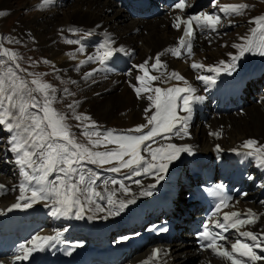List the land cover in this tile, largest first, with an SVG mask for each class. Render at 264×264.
Returning <instances> with one entry per match:
<instances>
[{
  "label": "bare ground",
  "instance_id": "bare-ground-1",
  "mask_svg": "<svg viewBox=\"0 0 264 264\" xmlns=\"http://www.w3.org/2000/svg\"><path fill=\"white\" fill-rule=\"evenodd\" d=\"M24 1L26 7L35 2L37 5L35 10L41 15L34 21V28L21 15L22 17L16 21V25L12 26V34L8 36V39L13 38L19 42L30 43L34 49L40 51L41 55L47 56L48 60L51 61L48 62L51 69L58 65L62 67L60 70L63 75L64 72H67L64 78L73 77L77 81L76 84L85 93V97L66 103L68 111H73L68 105L79 102L75 111L85 109L84 112L93 117L97 124H103L105 127L116 126L124 133L123 135L138 134L129 130L135 129L138 125L146 124L148 115L155 114V109L151 107V102L146 98L147 95L153 93H142L140 97H137L132 87V85L139 86L136 77L142 74L137 66L147 61L150 75H160V72L151 69V64L157 54L177 47L175 37L180 30L173 27V22L178 14L175 12L165 18L166 15L163 12H150V14L146 12L147 16L136 19L141 15L131 12L135 17L130 18L128 13L117 5L118 2L125 4V1L128 0H118L117 2L115 0H51L47 5L43 4V0ZM258 1L204 0L199 10L203 7L207 10L208 7L216 8L226 4L239 3H246L250 7H254L256 3H261ZM11 3L10 0H0V12L4 13L0 16L1 30L4 28L5 20L7 21L10 16L15 15L13 14L15 9ZM193 8L194 3H191L190 9L193 10ZM249 9L245 11V14L248 12L245 17L224 13L226 18H221L222 22L229 19L234 22H246L245 26L239 25L232 35L226 33L228 27L231 30V25L227 27L225 24H221L216 31L203 30L205 34L203 31L198 33L194 43L199 47L193 50V56H189L182 50L180 57L173 56L171 53H166L161 57L166 65V70L161 69L162 72H166V74L178 72L196 89L195 95L203 96L204 99L194 102L191 119L188 122V135L181 138L166 134L170 136V139L165 140L163 136H160L152 141H146V143L150 144L153 149L168 143L178 146L191 145L192 154H205L203 164L212 163L213 168H219V175L226 177L236 185H244L245 191L234 200L232 208L243 211L254 209L257 213L258 221L252 228L261 234H257L260 237L261 247L256 249H260L262 257H264V166L250 164L251 159H255L254 157L249 159L246 165L242 161L229 168L223 165L225 151L243 150L244 148L241 146L248 139L258 141V146L264 145V75L257 79L256 84L247 85L237 92H230L227 89L218 90L214 85L215 83L208 85L196 78L198 75L223 78V71L211 73L207 71V68L201 70L191 67L193 62H200L206 66H216L220 61L231 62L232 56L239 52L232 45L246 43L250 28L255 25L253 23L254 18L264 15V10L258 15H250ZM209 13L220 15L214 10ZM191 15L194 16V13ZM71 29L77 31L74 32ZM85 33H91V35L86 36ZM108 37L115 41L114 47H123L126 52L116 53L107 62V70L96 71L91 77L85 78L87 72L100 69L101 65L92 61L81 64V61H87L88 56H96L97 48ZM67 40H80L85 51L83 53L78 52L77 49L80 45L68 44ZM43 62L45 61L43 60ZM244 64L245 61L242 58L236 62L234 70L242 68ZM223 81L225 84L227 83L226 79ZM256 85L262 89L261 92L257 90L256 92L259 91L260 93L255 95L256 98L254 100L248 99V104H245L247 102H243L244 94L250 95L249 89L252 88L254 91L253 88ZM150 86L166 88L184 87L185 85L183 81L162 77L160 80L151 82ZM148 109L151 110L147 111ZM201 111H205L208 116L206 123H201V120L204 122ZM69 112L64 113L68 118L71 117ZM178 113L179 115H187L179 109ZM144 131L147 132L148 129L146 128ZM213 133H219V135H213ZM0 134L7 139V133ZM9 139H7V144ZM217 146H219V150ZM3 148L4 150L0 149L2 169L0 170V185L11 184L17 195L16 197L0 196V209L6 208L5 211H2L6 212L9 211L8 207L18 202L20 195L18 187L22 178L18 176L20 168H16L17 154L10 151L8 146H3ZM142 151L145 158L150 159L148 152L143 147ZM192 154L181 153L178 159L169 164L165 179L159 182L151 173L137 176L132 172L125 174L110 172L99 176L97 190L107 196V192H104V188L107 187L109 191L115 192L114 199L129 200L134 198L135 203L128 204L119 215L108 216L106 210L105 212H90L89 217L93 218L84 219L89 241L93 242L98 237L101 239L90 247L94 251L88 255L89 264H144L145 261H149V264H229L228 261L225 262L219 256L203 260L206 254L198 253L194 243L189 238L190 229L194 227L195 222L200 220L196 208L192 202H187L186 193H184L189 177L187 176V169L192 166L189 161ZM8 156H11L10 159H6ZM115 166L119 165L116 164ZM254 166L260 167L253 170ZM233 168L237 172L229 174ZM113 179L123 181L129 190L128 193L120 188L119 183L112 184L111 180ZM137 180L140 181L139 184L136 183ZM105 181L109 182L106 186ZM166 182H170L169 189H172L173 192L163 203V206H158L156 202L159 201V198L156 195L158 193L165 194L167 191ZM149 185H155L151 189L153 194L141 196L140 192L148 189ZM248 185H251V188H248ZM147 199H151V204L145 203ZM49 203L42 201L34 204L31 208L16 210L21 212V220L35 224L40 231L43 229V231L47 230L52 234L53 232L50 230L51 221L59 222L60 226L69 227L70 220L75 217H53L48 206ZM98 203L105 209L108 208L106 200L98 201ZM182 210H186L190 214V220L184 217H174L176 212ZM157 216L161 220L171 219L173 229L178 231V235L169 241L170 247L168 249H163V258L161 256L160 259L154 260L151 259L150 247L156 244L148 239V235L151 232L154 217ZM79 221L82 219L75 218V222ZM10 223L16 224L17 222L11 221ZM189 225L190 228L188 229ZM124 231L129 235H138V243L145 240H149V242L142 249H138L132 241L133 237L124 240L118 238V235ZM237 233H234V238L230 243L238 239ZM13 238L19 240L25 238V235L21 233L14 236L10 235L9 243H12ZM110 241H114L113 245L117 247V250L110 256L98 255L97 251L105 247ZM9 258H11L10 255ZM256 264H264V260L257 261Z\"/></svg>",
  "mask_w": 264,
  "mask_h": 264
},
{
  "label": "snow or ice",
  "instance_id": "snow-or-ice-1",
  "mask_svg": "<svg viewBox=\"0 0 264 264\" xmlns=\"http://www.w3.org/2000/svg\"><path fill=\"white\" fill-rule=\"evenodd\" d=\"M51 0H43V4L47 5ZM175 9L183 12L187 7L186 0H179L174 5ZM250 7L246 3L226 4L220 7V11L227 15H243ZM4 15L0 12V16ZM200 30L216 31L221 26L222 21L220 15L201 12L196 16L183 17L177 15L173 22V27L177 30L183 25V35L179 39L178 46L167 49L166 52L157 54L151 69L160 72V75H150L148 62L139 64L137 67L142 74L136 77L139 86L132 85L137 97L142 93H153L147 95V100L151 102V107L155 109V114L147 119L146 124L138 125L135 129L129 130L133 135H114L113 131H108L101 135L95 131L97 125L91 120L90 116L85 114H75V108L79 102L70 104L68 107L73 110L74 119L77 121H90L85 124L84 136L88 137L89 143L93 147L103 146L104 151H94L85 144L78 143L71 133L70 126L67 124L66 115L58 112L54 107L57 102L55 89L51 84L43 82L41 78L36 77L31 81L21 78L12 66L4 67L6 62L14 63L18 54L11 49L4 47L0 43V125H3L10 133L9 139L10 151L15 152L16 163L20 168L18 202L14 203L12 209L31 208L38 202H50L51 215L53 217H75L82 219L86 211L88 212H105L108 216L119 215L128 204L135 203V199L118 200L114 199L115 192L109 191L107 187L104 192L97 190V180L99 176H86L80 171L79 165L88 161L98 166L116 163L119 166L109 168L113 173L120 172L121 169H128L134 175L153 174L157 182L165 179L169 164L178 159L181 153L192 154L191 145H176L168 143L153 149L146 141H152L156 137L163 136L165 140L170 139L169 135L176 136L188 135V122L191 119L194 102L202 101L203 96L195 95L196 89L193 88L184 76L178 72L167 73L166 65L161 57L166 53L180 57L182 50L189 56H193V40L195 31L193 23ZM253 23L257 27L251 29V37L246 38V43L233 44L232 47L239 50L237 55H233L231 62L226 63L220 61L216 66H206L200 62H193V69H205L211 73H220L235 69L236 62L247 52H255L264 56V15L254 18ZM71 31H77L71 29ZM91 35V33H85ZM10 43L13 41H9ZM68 44H79L78 52L85 51L80 40H67ZM115 41L108 37L97 48L96 56H88L87 61H81V64L92 61L101 65L100 69H93L85 74V78L91 77L94 72L107 70V62L116 53H125L123 47H114ZM48 63V61H45ZM15 69H19V65L15 64ZM131 75V73H129ZM165 79H175L184 82V87H151V82ZM198 80L205 84L211 85L215 83V78L210 75H198ZM31 85V86H30ZM67 91V90H65ZM33 93L39 94L38 98ZM35 109L36 111H33ZM178 109L187 115H179ZM148 109L147 111H150ZM151 126V127H149ZM148 129L147 132L144 129ZM88 129H93L89 131ZM219 135V133H213ZM95 137V139H93ZM108 145H115V148H108ZM144 148L150 159H146L141 155V148ZM247 151L244 153L249 157H254L261 166H264V145L258 146V141L248 139L241 146ZM219 150V146H217ZM127 157V159H125ZM55 175L54 179L50 177ZM105 181V186L108 184ZM112 184L119 183L120 188L128 193V188L123 181L111 180ZM137 184L140 181H136ZM155 185H149L148 189L140 192L141 196H151V191ZM4 186L0 185V189ZM211 195L219 199L217 211L221 206L227 207L228 201L232 198L223 191V185H218L211 189ZM106 200L108 208L105 209L98 201ZM215 215V213H213ZM241 213L232 211L223 215L226 223L216 221L215 227L227 232L229 229L236 230L241 237H245L252 242H256L260 237L252 231H241L242 227L251 225L258 219L257 214L251 209L244 214L246 218H240ZM90 219L93 217H89ZM105 219L107 218L104 217ZM161 231H167L162 228ZM202 241V247L211 249L221 259L226 260L229 264H256L257 261L264 260V257L257 255L254 249L260 248L261 243H247L242 240H236L230 246V249L224 247L220 241L227 240V237L221 232H212L207 225L204 230L199 233ZM63 233L57 231L54 235H37L31 241L30 245L21 244L18 248V254L15 256L13 264L16 261H27L33 253L44 251L47 247L56 243H64L62 239ZM127 239V237H125ZM162 250L157 248L153 250L151 259L158 260L161 258ZM70 254V253H69ZM3 264V261H0ZM144 264H149L145 261Z\"/></svg>",
  "mask_w": 264,
  "mask_h": 264
},
{
  "label": "rangeland",
  "instance_id": "rangeland-1",
  "mask_svg": "<svg viewBox=\"0 0 264 264\" xmlns=\"http://www.w3.org/2000/svg\"><path fill=\"white\" fill-rule=\"evenodd\" d=\"M10 1L12 2L11 6L15 9V12H13V14H15V15H13L12 17L10 16L9 19H7V21L5 20V25L3 26L4 27L3 30L0 29V35L3 37V40L1 39L0 43H2L4 47H7V48L11 49L12 51L16 52L18 54V58L14 63L6 62L4 67L12 66L14 68V70L17 71V74L21 78H23L27 81H31L32 79L39 77L42 79L43 82L51 84L52 87L56 90L55 96L57 98V102L54 103L53 107L58 112H60L62 114L69 112L68 108L66 106V103H69L71 101H75V100L80 99V98L83 99L85 97V93L81 91L78 84H76L77 81L73 77L64 78V75H66L67 72H64V75H63L62 71L60 70L62 67H59L57 65L51 69L48 66V65H50L49 63H46L47 64L46 65L45 62H43V60L48 61V62H51V61L48 60L47 56L41 55L40 51L34 49L33 45H31L30 43H26V42L16 41V39H13V38L8 39V36H11V34H12L11 33L12 32V26L14 27L16 25V21L20 17H22V16L25 17V21L29 22L32 25V27L34 28V21L37 18H39L41 15V14H39V12H37L35 10V8L37 6L35 2H34V4L31 3V4L27 5V7H26L25 6L26 2L24 0H22V1L21 0H15V1L10 0ZM258 2H261V3L255 4V6L249 12L250 15H258V14H260L261 11L264 10V0H259ZM212 6H215V5L212 4ZM121 8L124 9L123 7H121ZM208 9H209V7H208ZM248 9H247V11H248ZM32 13H33V15H32ZM247 14H248V12L246 14H243L242 16H246ZM238 16H240V15H238ZM75 24H80V23H75ZM231 32H232V29L230 30L228 27V30L226 31V33L229 35H232V34H230ZM9 41H13V42L10 43ZM40 44H43V43H40ZM31 62H34L33 68H31ZM15 64L19 65V69H15ZM29 64H30V66H29ZM28 67L31 69L32 73L28 72V75H25L24 69L26 70V68H28ZM72 74L75 75L73 72H72ZM40 75H41V77H40ZM253 89H255V90L252 91V88L249 89L251 91L250 95L244 94L243 102H247L245 104H248V102H249L248 99L254 100L256 98L255 95L257 93L259 94L262 90L258 85H256ZM65 90H67V91H65ZM257 90H260V92L259 91L256 92ZM33 95H36L38 98H40L39 94H37V93H33ZM251 95H253V96H251ZM33 111H36V110L33 109ZM84 111H85V109L80 110V111L77 110V111H75V114H83V113H85ZM69 114H71V117H69V118L67 116L66 117H67V122L69 120L71 122V124H69V125H71L70 128H71V132H72L73 137L76 136L79 143L89 144L90 148L95 150L94 149L95 147H93V145H91L89 143L88 137L83 135L85 129H82L79 132L76 129H74V126H76V125L79 126V128H80V126H83V128H84V123L89 124L90 121H83V122L77 121L74 119L73 111L69 112ZM98 125L101 126L100 124H98ZM194 125H196V124H194ZM0 127H1V130L2 129L6 130V128L4 126L0 125ZM7 135H8V137H10L9 134H7ZM3 143L6 144V146H8L6 140H4ZM208 151H209V149H208ZM11 164L14 165L13 162H11ZM182 195H180V197H182ZM185 233H187V232H185ZM185 261H187V260H185Z\"/></svg>",
  "mask_w": 264,
  "mask_h": 264
}]
</instances>
